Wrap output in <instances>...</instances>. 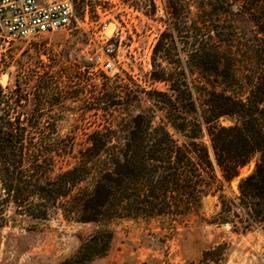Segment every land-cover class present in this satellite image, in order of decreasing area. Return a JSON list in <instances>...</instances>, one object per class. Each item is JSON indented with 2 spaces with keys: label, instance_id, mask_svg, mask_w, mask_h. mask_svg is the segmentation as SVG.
<instances>
[{
  "label": "trees",
  "instance_id": "1",
  "mask_svg": "<svg viewBox=\"0 0 264 264\" xmlns=\"http://www.w3.org/2000/svg\"><path fill=\"white\" fill-rule=\"evenodd\" d=\"M168 1L171 20L151 75L170 90L144 97L130 82L110 83L105 76L88 90L99 106L145 98L149 110L116 118L121 128L111 124L113 116L80 148L74 137L61 134L60 116L0 112V225L11 205L35 220L58 210L68 220L99 224L181 219L199 211L203 198L221 190L255 155L256 168L241 180L236 206L246 227L264 222V0ZM65 76L82 79L76 70ZM52 82L44 80L41 88L62 95L65 90ZM84 89L72 91L77 97ZM2 91L0 85V105H15ZM223 116L233 125H222ZM112 239L108 226L99 227L60 264H93L108 253Z\"/></svg>",
  "mask_w": 264,
  "mask_h": 264
},
{
  "label": "rangeland",
  "instance_id": "2",
  "mask_svg": "<svg viewBox=\"0 0 264 264\" xmlns=\"http://www.w3.org/2000/svg\"><path fill=\"white\" fill-rule=\"evenodd\" d=\"M85 11L80 14L83 19ZM87 11L89 21L78 28L10 43L0 37L2 96L15 103L11 107L0 105V112L60 116L58 128L62 135L74 137L76 148L87 145L88 133L113 121V116L111 124L121 128L116 118L130 117L151 107L145 98L118 106L97 105L88 90L101 86L104 76L110 83L130 82L144 97L170 90L169 83L154 81L151 75L155 62H161L155 50L171 20L168 0H102ZM106 18L124 20L131 29L117 54V67L112 70L96 66L93 61L101 44L98 21ZM222 18L228 17L222 14ZM162 63L167 66L165 61ZM70 70L78 71L82 79L70 82L65 76ZM44 80L59 84L64 93L59 96L58 90L42 89ZM78 86L85 89L75 97L72 90ZM219 121L225 126L234 123L229 116ZM170 130L175 132L172 127ZM257 160L258 155L252 157L234 178L222 182L221 190L203 198L199 211L181 219L117 218L99 224L68 220L58 210L46 220H35L11 205L6 223L0 225V264H60L104 226L113 231V239L108 253L93 264H264V222L246 227L245 215L236 206L241 195L239 184L254 172ZM217 175L222 177L219 168ZM222 198L227 201L224 207Z\"/></svg>",
  "mask_w": 264,
  "mask_h": 264
},
{
  "label": "built area",
  "instance_id": "3",
  "mask_svg": "<svg viewBox=\"0 0 264 264\" xmlns=\"http://www.w3.org/2000/svg\"><path fill=\"white\" fill-rule=\"evenodd\" d=\"M102 0H0V37L10 43L20 39L56 32L69 27L78 28L89 21L88 11ZM154 3L157 0H153ZM86 9L84 19L81 11ZM98 13L100 14L99 10ZM93 23V22H91ZM100 47L93 56L96 66L112 70L119 62L118 52L131 33L124 20L98 21Z\"/></svg>",
  "mask_w": 264,
  "mask_h": 264
}]
</instances>
